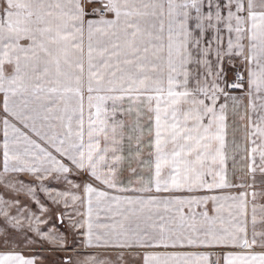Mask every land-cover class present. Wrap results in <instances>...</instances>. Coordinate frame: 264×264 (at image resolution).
I'll use <instances>...</instances> for the list:
<instances>
[{
    "label": "snow or ice",
    "instance_id": "6c2138e0",
    "mask_svg": "<svg viewBox=\"0 0 264 264\" xmlns=\"http://www.w3.org/2000/svg\"><path fill=\"white\" fill-rule=\"evenodd\" d=\"M0 264H264V0H0Z\"/></svg>",
    "mask_w": 264,
    "mask_h": 264
},
{
    "label": "rangeland",
    "instance_id": "374dc122",
    "mask_svg": "<svg viewBox=\"0 0 264 264\" xmlns=\"http://www.w3.org/2000/svg\"><path fill=\"white\" fill-rule=\"evenodd\" d=\"M61 187H63V186H61ZM45 247L47 248L48 246L45 245ZM42 254L48 256L49 259L52 260V261H55L56 258H57V254L56 253H53V252H43ZM68 254H70V253H60L59 255L60 256H63V255H68Z\"/></svg>",
    "mask_w": 264,
    "mask_h": 264
}]
</instances>
